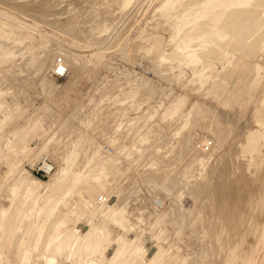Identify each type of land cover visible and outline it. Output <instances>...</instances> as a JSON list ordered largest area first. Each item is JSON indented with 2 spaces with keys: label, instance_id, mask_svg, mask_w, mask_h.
I'll list each match as a JSON object with an SVG mask.
<instances>
[{
  "label": "bare ground",
  "instance_id": "bare-ground-1",
  "mask_svg": "<svg viewBox=\"0 0 264 264\" xmlns=\"http://www.w3.org/2000/svg\"><path fill=\"white\" fill-rule=\"evenodd\" d=\"M37 1L32 2L29 0H14L12 2V0H0V3L6 6L4 10L0 11V131L4 132L5 126L22 117L23 121L22 125L20 126V129L22 131L19 136L18 142H22L30 133H33L36 140L38 139V141H40V146L35 145L34 147H29L27 149V153L23 154V158L30 155L33 156L35 153H37V150L39 148L45 154L40 157V160L47 158L51 162V165L54 166V163L51 160L52 154L50 153L53 148L55 149L54 144H56L57 141H61L62 139V133L59 132V128L61 127V125H58L56 122L57 115L55 114L54 108L62 106L63 98L70 90H72L73 86L77 83L82 75L81 72L83 70H85L86 72L88 71L89 76L92 77L91 75H94L93 72H96L97 70L96 66L102 65V52L108 50L110 51L111 47L113 46L110 44L104 46V44L111 37L112 33H116L115 24L120 23V26L121 23H123V21L119 20L118 22L116 21L117 23L115 22L114 26L111 27L113 23L112 19L117 17L116 11H119V14H123V18L127 17L128 15H132V11L135 8H138L135 6V4L139 1L103 0L104 2H102V5H100L101 9L99 7L97 8H99L98 11H102L103 9V15L101 12V17L103 16L104 18H106L100 20V15H98L99 18L95 16L98 13L97 11V13L93 15L102 22L97 25L99 21L97 22V19L95 17H92V20L94 19V24L90 23L91 19L88 20L90 21L88 22V24H90V26H95L96 19L97 26L93 30H96L98 32V37L99 35L101 37V34L106 35V37H104V40L91 41L90 39L84 40L86 37L85 36L82 38L83 40L81 39L82 42L79 41L80 37L82 36H79L80 32L78 34L77 31L82 25L80 21H83L80 17V20H77H79L78 23H80L81 25L79 24L80 26L77 27V30L76 24L75 26H72L69 23L66 24V26H64L63 28L61 26L54 28L53 32L55 33L52 34L39 31V23H37V20L32 19V23H26L22 20H16L12 17L15 12H18L24 17L29 16L30 14H34L36 16L38 14L37 11H40L39 13H44L42 12V10L45 9L44 7L47 3L46 0H44L46 2H44L45 5L39 4L42 1L39 0L40 2L36 3ZM58 1H62L65 3L66 0H56L57 3L55 4L54 1L51 2V5H53L52 3H54V6L57 5ZM77 1L78 3H82V1ZM73 2H75V0ZM76 2L75 4L72 3L73 6H76L78 4ZM145 2L148 4V0ZM141 3L139 4L141 5ZM2 5L0 4V6ZM83 5H81L79 8L83 7L82 10L84 12L86 6ZM118 5L121 7V9H118ZM143 5L142 7L144 8L145 5ZM160 5L161 6H159V9L157 8L158 11H156L157 14L155 15H159V18L163 17L164 22L168 24L170 32L169 35L171 37L168 39L167 42L169 43L166 44V47L169 46V48H166V50L164 48L165 45L163 47V44L160 43L162 38L157 33L153 32L149 34L146 33V37L144 38L146 45L144 47H140L138 43L132 42L130 46L126 44L122 48L123 51L129 50L130 52V49H136L137 47L144 48L145 53H154V55L156 54L155 56L158 62L163 64L165 63L164 65H167V67L161 70L162 72H168L175 67H179V72L176 75L173 74V77L167 74L169 77L167 79L168 82H173V80L179 81L181 76L184 75V70L182 69V67H188V69L190 70L189 79L179 81V85L183 87V92L185 91V93H188L194 89H205V87L208 86L209 89L206 88V92L212 90V88L216 86V83L220 79V77L223 76L225 72L231 71L235 72L238 84L243 83L246 78H249L248 83L252 86L262 81L264 77V0H227V2H224L222 0H165ZM52 7L53 6H51V8L49 7V11L53 13L59 10V7L57 8L55 6L57 8V11H55V8L53 9ZM61 7L62 6H60V9H63ZM93 7L94 3L92 9ZM73 9H77V7ZM49 11L46 13L47 15L45 14L47 16V20L49 15L48 13H50ZM94 11L96 12V9ZM85 12H87V10ZM85 12L82 13V17H84V15L87 16L86 14L88 12L86 14ZM113 12H115L113 18L111 20H108L109 16ZM80 13L77 12L73 14V17L74 15L78 17V14L79 16H81ZM34 15L31 18H34ZM93 15L91 14V16ZM39 16L43 17L44 14H40ZM41 17L36 18L38 19ZM73 17L71 16V18H68L69 20L76 18ZM129 17L127 20H129ZM132 20L130 19V21ZM40 21L41 20H39V22ZM153 21H157L158 23L159 20L153 19ZM43 22H45V20H43ZM52 22L53 24L51 25ZM45 23H48L50 27H53L55 24L54 21H51V23L49 21ZM85 25H87V23ZM125 26H128V24H125ZM121 28L124 27L120 26V29L118 31H120ZM82 29V31L85 30V28ZM88 29L90 30L89 27ZM124 30L125 29H123V31ZM23 33H26L30 36L36 35L37 38L33 42L28 43L24 39ZM86 34L88 35V32ZM206 34L209 36H207ZM82 35L84 36V32ZM90 35L91 34H89V36ZM204 35L206 38L201 39ZM141 36L142 35L140 33L139 37L141 38ZM237 45L245 47V52H248L249 50L257 52L258 48L261 46V50H263V52L260 54V62L251 63L249 57H254L256 54L254 52H251L250 54L244 53V61L239 58V63L235 64L233 61L234 56L232 55V52L235 50V46ZM139 50L136 49L135 52L138 51L139 53H141ZM60 51L65 52V59H63L62 55H59L62 56V60L64 61L63 63L66 66V73L64 75V77L66 76V81L63 84H57L53 78V75H48V73H46V69L52 64L53 65L51 68H53L52 70H55V62L57 59H55V55ZM132 51L133 50H131V52ZM138 52L136 53L139 54ZM132 53H134V51ZM150 57L149 59L151 60L152 57ZM54 59L55 61L53 63ZM67 59H70L72 61V64L68 63ZM253 59H255V57ZM214 62H218L221 65L220 70H214ZM69 67L70 70H73L70 75L67 74ZM126 80L128 81L125 82L128 84L129 91L128 89L127 91L124 90L126 86L118 87V90L116 92H112V89L116 88L115 86L114 88H112L111 85L110 87L103 86L104 88L99 91V94H101L100 98L97 96L99 100L94 101V106L97 107L98 104L103 101V97L106 96L118 98L120 97V95H123L124 97L122 96V98H126V100L128 98L129 100L127 101H130V104L127 107L119 110V119L117 118V120H115V122L111 124L104 132L102 142L104 145L106 142H109L112 145L113 151L111 153L102 155L94 148L93 144L97 143V145L99 146V141L102 139L100 138L99 141L94 140L95 138L93 134L90 137L89 146L82 145L80 150L77 152L75 150H72L73 146L77 143V139L79 138V134H77L78 131H76V133H72V135H70L71 138L68 139L67 142H64L65 149L61 152L58 159L61 160L62 157L66 156L69 163H73L72 161L75 160V163L72 166L73 176L64 184L62 191L55 196L52 195V187L56 186V183L52 184L51 186H45L42 182V179L30 173L29 171L24 172L20 166L17 167V172L12 173V181H15L16 183L13 184L11 186V189L7 191L10 194V198H14L15 194L19 192L21 193V196L25 197L32 193L38 195L41 198L47 197L49 200L51 199L50 201L47 200L49 203L46 201L45 208L37 206L38 209H36L41 211L44 210V214L46 217H49V215L54 213L57 205H64L67 200H69V198H72L77 194L79 196L85 197V199H88L90 197L92 198V203H96V206L93 205V207H95L92 209V211H90V214L85 216L88 229L84 233H79L75 228L66 230L68 227L67 224L69 222V218H67L64 222H59L56 228L58 233L53 234L55 230L50 231L51 234H49V239L43 240L40 243V246L38 247L40 248V252L37 256H35V258L37 260L40 259L42 262L41 264H63L64 262H67L69 264H203L202 262L206 258L212 257L213 251L215 254H217V257L218 255H220L219 252L222 251L224 255L227 253V257L225 256V258L222 259L221 254L220 258L218 259L220 264H230L232 263V261L233 264H257L254 246L250 244L246 247L242 246L239 251L237 250V247L240 243L241 237L246 233H255L256 231H258V241L264 238V209L261 210L263 214L262 215L261 212H259L260 210H258L259 213L251 211V209L253 208L252 206L251 208L249 207L250 209L244 207L251 204L254 200L255 202H257L256 195L258 196V194L262 193V191L260 192L257 186H260L262 178L260 176H256L257 180L254 179V173L252 175V178L254 180L251 179V175L246 177L247 179H250V181H248L246 178H242L245 175V165L247 164L249 166L252 163L253 159L257 157L260 150L264 148V90L257 102L256 108L253 113V119L256 123L255 126L257 128L253 130H247V132L237 137L238 140L236 142H239V146L237 144L235 146L236 149H240V151L232 149V151L235 152L233 154H237L239 152V154H237L239 156V159H241L240 153L243 157L246 156L244 158L246 162L245 164H243L244 168L241 169L242 171L239 169V173L241 171V174L237 172L239 175L238 177H236L237 173H235V171H238L236 167L238 165V167L240 168L241 164L239 166V162L244 163V159L241 161H237V158H234L236 159L234 161L238 162V164L236 162V167H234L235 162H231L235 169V171L234 169H232V173H234V177L236 178V180L230 178L232 176V173H229V166H225L226 170L228 169L229 172L226 170L224 171L225 168L222 169L224 167L223 161V167L220 169L222 170V172L220 171L221 174L218 172L219 168L218 170L216 169L219 174L218 177L217 175L215 176V179L217 177V180L220 181H215L214 176L212 177V179H214L212 183H220L214 185L215 187L213 186L215 188V192L213 190L212 191L214 192L213 194L216 195V197L211 193L213 197L211 196L212 198L210 199V201H206L207 203L203 202V207H201L202 205H199V203L198 205L200 207H196L195 205H193L192 207L188 208L182 206L184 192L189 193L194 197L196 196L197 198V196H199L201 190L203 189V185L200 181V183H189L191 181V178H194V180H196V174H194L193 171H196L197 175H200L202 173L204 174L209 167H211L209 170L210 172L217 167L218 162L216 158V161L214 160L215 162L213 164H211L210 158L216 151L218 153L222 151L224 144L226 143V139L229 134H231V132L228 127L219 126L215 122L206 123L208 119L204 116L201 110L202 107L200 108L198 102H194L189 108H186L185 105L187 97L185 94H179L172 97L165 95V97L167 98L166 104L163 103L162 100L156 101L157 103L155 104H150L152 102L148 103L147 101L155 92L153 86L147 84V81H142L140 83L134 84V79ZM113 82L111 81V83ZM38 84L41 85V92L46 95L43 101L37 107H33L27 115H24V110L22 109V107H20L17 96H19V93L26 95L27 91H29L30 89L35 91V93H38ZM11 89H13V91ZM62 94L65 95L62 97ZM156 97L159 98L160 96L158 97L156 95ZM117 98L115 100H117ZM22 101L20 100V102ZM122 102L124 101L122 100ZM122 102H119V104H121ZM142 103H146L145 108H140ZM105 104L106 103L103 101L99 106H104ZM222 104L224 106H230V99L223 101ZM110 105H106L104 107V110L106 109V111L109 112V110H107V106ZM88 106H90V104H88ZM131 106L132 111L140 109L137 115L132 117L127 115L128 111L130 110L129 107ZM99 108V111H103L101 107ZM102 111H100L99 113H101ZM80 112L83 113L82 111ZM85 113L73 115V119L76 120V118H79L78 121L80 123L78 124H81L80 126L86 125L91 120L82 117L85 116ZM102 113L104 114V112ZM86 114H88V112ZM153 117H157L161 122H168L166 123L167 127H171V129L169 128L168 132L169 137H167V134H159V126H157L156 129H153L149 126V124L153 121ZM113 118L114 117H112V119ZM107 119L109 120L110 118H106V120ZM201 120L205 121V124H203V129L206 133L209 134V137L200 136L192 145V147H190L192 135L188 134L187 130L190 131V126L194 125L195 122H199ZM95 124L96 122H93V125ZM73 125L78 126L77 123L74 122ZM68 126L69 125H67V127ZM174 137L175 141H171V139ZM122 141H124V143ZM127 141L129 142V145H126L125 142ZM208 141L210 142L211 151L209 148L208 151H203V148H201L200 146L201 144L207 143ZM174 142H177L178 146L184 144V152L181 151V153L183 152L182 156L186 154L184 155V158L188 157V161L187 159H185L187 163L184 162L185 160L182 158V162L186 163L185 166L182 165L183 163H181L185 171L183 174L181 173L182 166L179 165L181 166V169H178L179 166L177 167L175 164L178 160L176 162H173L174 168L172 166V160H170L171 157L173 158L174 153L176 152L175 150L177 149V147L176 149L174 148L175 150L172 149V145ZM6 148H10V143L6 145ZM109 148L112 149L111 146ZM143 150H145L146 152L144 154H141V151ZM263 152L264 151L262 150V154H264ZM177 155H180V153ZM230 156L229 158L231 159V161H233ZM261 156L258 157V163L261 162ZM232 157L235 156L233 155ZM174 160H176V158L173 159V161ZM139 166L143 168V170H140L141 172L137 170ZM41 168L48 170L50 169V165L44 161ZM53 170L54 168L52 169V171L48 172L47 176L51 175V173H53ZM131 170H134V172H132ZM251 170L252 169H250V171ZM261 170L263 171L262 173H260ZM250 171L246 172V174ZM67 172L68 171L64 172L63 174L66 175ZM227 172L230 174V177L228 176L229 174ZM263 173L264 166L262 167V169L260 168V171L256 174L263 175ZM133 174L137 175L140 181L147 186L148 191H152V193L150 192V195L152 194V200H150L153 202H150L149 200V205L146 204L143 211L139 212V214L136 216L134 214L129 216L128 209L134 205V198L137 197L141 192L135 181L133 182L132 187H129V185L126 186L127 184L124 185L129 179H131V175ZM124 175L127 176L126 180L124 179L125 181L120 182L119 179ZM228 177L233 180L232 182L230 180L231 183L228 181ZM227 181L230 184H224ZM252 181H257V183L259 182L257 186L255 184L256 182L252 183L254 184L253 189L255 188V186L256 189H258L257 191L255 189V192H252V190H250ZM262 181L263 182H261V186L264 184V177ZM140 184L141 183H139V185ZM223 184L225 185V187L222 186ZM211 185H209V189ZM261 186L259 188H262ZM258 191L260 193H258ZM103 194L107 196L112 194L116 199L113 203H107L103 199V197H101ZM249 194H252L253 196H249L250 198L248 197L250 201H252L253 198L255 199L249 204H246V202H249V199L246 198V196H248ZM263 194L264 193H262V195ZM186 195H184V197ZM187 196L189 197V195ZM204 196L202 195L203 198ZM260 196H258L257 198L259 199ZM200 200H202V198ZM157 201H159L160 203H156ZM261 204L264 205L263 201L262 203H260V205ZM257 205L258 204H256V206ZM260 205L257 207H259V209H262V205L261 207ZM253 206L255 205L253 204ZM158 207H162L161 215L164 216L163 218L167 220V223L170 225V229L167 230L169 241H166V243L168 246L162 252L160 249L161 246L158 245V247H160L157 249V254L154 255L151 259L146 260L145 253L142 250V245L140 242L143 234L145 233V230H147V228L154 223L153 221H155L157 210H159ZM199 213L201 214L200 217H203L204 226H206L205 223L207 224V227L205 228V230H203V236L206 237L205 240L207 239L206 242L204 241L205 246L203 247V252L199 257L196 256L195 258H190L189 255L181 256L179 255V253H182V250L179 248L178 244L186 241V230L196 221V218L193 220L191 219L194 215H198ZM202 214L206 216L205 219V216H203ZM3 216L4 212L0 211V220L3 219ZM260 216L261 219H258V217ZM96 218L99 219L97 222H95ZM243 225L244 227L246 225H250L244 234L241 232L242 229L240 230L239 228ZM111 226H113L115 230L121 231L122 234L118 235L114 234L113 232L111 233L110 230H112L113 228H111ZM199 228H201V226L198 227V229ZM156 229L158 235H160L164 230V228L162 229L161 226H158ZM1 231L2 227L0 228V233ZM130 234H132L133 237H130ZM111 242L115 243L116 249L110 256L105 257L103 251L106 248L107 244ZM225 247L227 248L225 249ZM35 248V246H31L26 250L28 256L32 255ZM255 250L257 251V249ZM3 255L4 253L0 252V264H5ZM29 262L30 261L28 260L26 264H28ZM209 263L211 264V262Z\"/></svg>",
  "mask_w": 264,
  "mask_h": 264
},
{
  "label": "rangeland",
  "instance_id": "rangeland-1",
  "mask_svg": "<svg viewBox=\"0 0 264 264\" xmlns=\"http://www.w3.org/2000/svg\"><path fill=\"white\" fill-rule=\"evenodd\" d=\"M9 1H11V0H9ZM13 1L14 0H12V2ZM29 1L35 2L37 0H34V1L33 0H29ZM40 1H42V2H40ZM40 1L38 0L36 3L40 2L39 4H44L45 5L46 2L47 3L50 2V3H48V6H47V3H46V5L44 7L45 9L42 10V12H44V13H39L40 11H37L38 14L36 16L33 14L35 17L31 18V17H33L32 14H30L29 16L24 17L21 14H19L18 12H15L12 15V17L14 19H16V20H22V21H24L26 23H32L33 22L32 19L37 20V23H39L38 30L39 31H43V32H48V33H51V34L55 33L53 31H54V28H56V27H60L61 26L63 28L64 26H66V24L70 23L72 26L73 25L75 26V24H76V30H77L78 29L77 27H79L82 24L81 27H79V30H77L78 34L80 32L79 36L80 35L82 36V37H80V40H79L80 42H82V40H83L82 38L85 37V36L86 37H85L84 40H89L90 39L91 41L104 40V37H106V35H104V34H101L102 36L100 37V35H99V37H98L97 36L98 32L96 30H93L97 25H99L100 22H102L100 20H103V19L106 18V17L104 18L103 16L101 17V12L103 11V9H102V11H98L99 8H100V5H102L101 3L104 2L103 0H94V1L93 0H91V1L90 0H88V1L87 0L86 1L85 0H79V2L82 1V3H78V1L75 0V2L77 1L76 3H78L79 5L80 4L83 5V1H84V5L86 6V8L85 7L84 8L87 10L88 13L90 12L88 14L87 12H85L86 10L84 9L85 14L87 13L86 14L87 16L84 15V17H82V15H83L82 13H84L83 10H82L83 7L79 8L81 5L80 6L78 4L76 6L74 5L75 7H77V9H73V8H75L73 6V4H72V3L75 4V2H73L74 0H70L72 2L66 0L67 3H66L65 0H64L65 3L62 2V1L61 2L58 1V4L55 5V6L57 7L58 5H60V6H62L61 8H63V9H60V6H58L59 8L58 7L57 8L59 9L58 10L59 12L56 10L57 8L54 6V3H52L53 5H51V2H54V1H55V4H56L57 3L56 0H46V2L44 0H40ZM138 1H137L138 3L135 4V6L138 7L137 9L135 8L137 11L134 9L135 11L134 10L133 11L135 13L133 11L131 13L133 16L132 15H128L127 17L123 18L124 17L123 14H119V11H116L117 17L113 18V15L115 14V12H113L110 15L111 18L109 16L108 20H111L113 18L112 19L113 23H112L111 27L114 26L116 21L118 22L119 20H121V21H123V23H121L120 26L124 27V28H121V30L118 31L120 29V26H119L120 23L118 24L116 22L117 23V24H115L116 33H112L111 37L104 44V46L108 45V44L113 45V46L111 47V49L109 48L110 51L108 50V51H103L102 52V56H103L102 65L96 66L97 70H96V72H93L94 75L92 74L91 75L92 77L89 76V72L88 71L86 72L85 70H83L81 72V74H82L81 77L79 78L77 83L73 86L72 90H70L66 95L62 94V97L65 95V97L63 98L62 106H60L58 108H54L55 114L57 115L56 122H57L58 125H61V127L59 128V132L62 133V139L63 140L61 139V141H57L56 144H54L55 149L53 148V150L50 153V154H52L51 155V157H52L51 160L54 163V170H53V173H51V175L43 176V175H40V173L35 172V169H36L37 163L40 160V157L45 155L43 153V151H41V149L38 148L37 153H35L33 156L30 155V156H28L29 158L28 157L23 158V154L27 153V149L29 147H34L35 145L40 146V141H38V139L36 140V138L34 137L33 133H30L22 142H18L19 141L18 140L19 136H20L21 131H22L20 129V126L22 125V121H23L22 117L16 119V121L11 122L9 125L5 126L4 127V132L0 131V211L4 212L3 219L0 220V228L2 227V231L0 233V252L4 253L3 256H4L5 264H26L28 260L30 261L28 264H41L42 263L41 260L40 259L37 260L35 258V256H37L38 253L40 252L39 251L40 248H38L40 246V243L43 240H48L49 239V234H51L50 231L55 230L53 232V234L58 233L57 229H56L57 225L59 224V222H64L67 218H69V222L67 224L68 227H67L66 230H70L72 228L73 229L75 228L76 230H78L79 233H84L88 229V227L86 225L87 222L85 220V216L90 214V211H92V209L96 206V203L95 204L92 203V198H90V197L88 199H85V197L79 196L77 194L76 196H73L72 198H69V200H67V202L64 205H61L59 203L61 206L57 205L56 209L54 210V213L49 215V217H46L45 214H44V210H42L43 211L42 212L41 210H36V209H38L37 206L45 208L46 201L47 200L50 201L51 199L49 200L47 197L46 198H41L38 195L32 194V193L25 197V196H21V193H19V192H17L15 194L14 198H10V196H9L10 194L7 191L10 190L11 186L16 183L15 181H12V179H13V174L12 173L17 172V167L20 166L24 172H28L29 171L30 173H32L35 176H37L40 179H42V182H43V184L45 186H47V185L51 186L52 184L56 183V186L52 187V189H53L52 195L55 196V195L59 194L62 191V189L64 187V184L73 176V169H72L73 167L72 166L75 163V160L72 161L73 163H69L68 159L66 158V156L62 157L61 160H59L58 158H59V155L61 154V152L64 151V149H65L64 148L65 147L64 146L65 145L64 142H67L68 139L71 138L70 135H72V133H74V132L76 133V131H78L77 134H79V138L77 139V143L73 146L72 150H75L77 152V151L80 150L82 145H86V146L88 145L89 146L90 137L93 134V136L95 138L94 140L99 141L100 138L102 139V140L99 141V146L100 147L97 145V143L93 144L94 148L100 154L107 155V153H111L113 151L112 145L109 142H106L105 145L102 142L103 141V137H104V132L111 124H113L115 122V120H117V118L120 115L119 110H121L124 107H127L130 104V101H127V100H129L128 98H127V100H126V98H122L123 95H120V97H118V98L117 97L113 98L111 96L110 97L106 96V97H103V99H102L106 103L104 106H99L100 103L103 102V101H101L98 104V107L94 106L95 105L94 101H97L100 98L101 94H99V91L102 90L104 87H110V85H111V87L114 88V86H115L116 88L112 89V92H116L118 90L117 89L118 87L126 86L124 90L127 91V89H128V91H129L128 84L126 83L128 81L126 79H128V80L134 79V84L135 83H140L142 81H147V84L153 86V88L155 89L154 94L147 101L148 103L152 102L150 104H155V103H157L156 101L162 100L163 103L166 104L167 98L165 97V95H168L169 97H172V96L179 95V94L180 95H184L185 94L186 97H187L186 98V105H185L186 108H189L192 103L198 102L200 108L202 107L201 110H202L204 116L208 119L206 121V123L215 122L219 126L228 127V129L230 130L231 134H229V136L227 137L226 143L224 144V147H223L222 151L220 153H218L216 151L215 153H213V155L210 158L211 159V164H213L217 160V162H218L217 167L214 170H211V172L209 171L211 167H209L207 169L208 172L206 171L204 174L202 173L200 175H197L196 171H193V173L196 174V178H195L196 180H194V178H191L190 179L191 181L189 183H191V182L200 183L201 182L202 185H203V189L201 190L202 194L200 193L201 196L199 194V196H197V198L198 197L199 198L197 199L196 196L194 197L193 195H190L189 193L184 192V195L187 194V195H189V197H191V198H189L187 195L184 197V195L182 194L183 195L182 206H184V207H188L189 208V207H192L193 205H195L196 207H200L199 205H202L201 207H203V204L207 203L208 200L210 201V199L213 196L216 197V195L213 194L215 192V190H214L215 186L214 185H217V184H220V183L216 182V184H215V182L212 183V181L215 179L216 175L218 177V174L220 173V171L222 172V170H220V169L223 167L222 166L223 161H224V163H223L224 167L222 169H224L226 165L229 166L230 168L229 167L228 168H229L230 172L228 171V169L226 170V168L224 169V171L226 170V171H228L231 174L233 172L232 169H234V167H236V162L238 160L241 161V160H243L246 157V156L243 157L241 155V153H240V156H241L240 158L241 159H239L238 158L239 156L237 155V154H239V152L237 154H233L235 152L232 151V149L240 151V149H236V146H235L236 144L238 145V143H239V142L238 143L236 142L238 140L237 137L241 136L243 133L247 132V130H253V129L257 128L255 126L256 123L254 122V119H253V113H254V110L256 108L257 102H258V100H259V98H260V96H261V94H262V92L264 90V77H263L261 82H259L258 84L252 86V85H249V83H248V79L249 78H246L243 83L238 84V80H237V76H236L235 72H232V71L231 72H225L224 75L221 76L220 79L217 81L216 86L213 87L212 90H209V91L206 92V90L209 89L208 88L209 86H208V87H205V89L204 88H201L199 90H195L194 89V90H192V91H190L188 93H185V91L183 92L184 89H183V87L181 85H179V81L180 80L184 81V79H189L190 70L188 69V67H184V66L182 67V69L184 70V75L181 76L179 81H176V80L174 81L173 80V82H168L167 79L169 77H168L167 74H169V76L171 75V77H173V74L176 75L179 72V67H175V68H173L172 70H170L168 72H162L161 70L163 68L167 67V65H164L165 63L163 64V63L158 62V60H157V58L155 56L156 54L154 55V53H145L144 48H137V47H136V49L137 50L140 49L139 51L141 52V53H139L138 51H136L139 54H137L135 52L136 49H134V48L130 49V52H129V50L128 51H123L122 50V48L126 44L130 46L132 42L133 43H138V45L140 47L141 46L144 47L146 45V42L144 41V38L146 37V33L149 34V33H153V32L157 33L162 38L160 43L163 44V47L165 45V47H164L165 49L169 48V46L166 47V44L169 43L167 41L171 37L169 35L170 32H169L168 24L166 22H164V18L163 17L159 18L158 17L159 15L158 16L155 15V14H157L156 11H158L159 6H161L160 4H162L165 0H150V2L148 0V4L145 2L147 0H144V1L143 0H138ZM140 1L143 2V3H141ZM222 1L227 2V0H222ZM69 3H71V4H69ZM85 3H87V4H85ZM93 3H94V7L92 9ZM139 3H141V5ZM0 4L2 5V3H0ZM49 4H50V6H49ZM66 4H69V5H66ZM91 4H92V6H91ZM142 5L144 6V8L142 7ZM51 6H53L52 8L53 9L55 8V11H57V12L53 13V12L49 11ZM5 7L6 6L4 4L2 6H0V9H1L0 11L4 10ZM87 7H88V9H87ZM97 7H99V8H97ZM64 9H67V10H64ZM95 9H96V12L94 11ZM118 9H121V7L119 6ZM45 10H48L51 13V14L48 13L49 14L48 15V20L46 18L47 17L46 13L48 11H45ZM60 11H61V14H60ZM97 11H98L99 14L97 13ZM62 12H63V14H62ZM77 12L78 13L81 12L80 13L81 16H79V14H78V17L74 15V17H76V18L75 19H71L73 21L69 20L68 17H70V18H71V16L73 17V14H75ZM55 13H58V14H55ZM96 13H97V15H95ZM138 13H140V14H138ZM40 14L41 15L44 14L45 17L44 16L43 17L39 16ZM91 14L92 15L94 14L97 17H98V15H100L101 18L98 17L100 20H98V18L95 17L94 15L91 16ZM102 15H103V12H102ZM153 16L156 17V18H154ZM36 17H41L42 19L41 18L37 19ZM51 17L52 18L55 17V18L52 19ZM79 17L82 18V20H83V21H80L81 24L78 23L79 20H80ZM92 17H95L97 19V22L99 21L98 24L96 25L97 22H96V19H95V26H93V25L90 26V24H88V22H90V21H91L90 23L94 24L93 23L94 19L92 20ZM128 17H129V20H127ZM134 17L137 18V19H135ZM77 19H79V20H77ZM84 19H85V22H84ZM89 19H91V20L88 21ZM130 19L131 20L135 19L136 21L132 20L133 21L132 22V21H130ZM153 19L154 20L158 19L159 20L158 23H157V21H153ZM39 20H41V21L39 22ZM43 20H45V22L49 21L50 23H51V21H54L55 24H54L53 27L52 26L50 27V25L48 23L43 22ZM77 23H78V26H77ZM86 23H87V25H85ZM52 24H53V22L51 23V25ZM58 24H59V26H58ZM125 24L126 25L128 24V26H125ZM88 27L90 28V30L88 29ZM82 28H85V30L82 31L83 30ZM123 29H125V30L123 31ZM83 32H84V36L82 35ZM87 32H88V35L86 34ZM91 32H94V33H91ZM139 32L142 35L141 38L139 37V34H140ZM89 34H91V35L89 36ZM116 34H117V36H116ZM92 35H93V37H92ZM119 35H121V36H119ZM207 36H209V35H207ZM23 37L28 43L33 42L37 38L36 35L30 36V35H28L26 33H23ZM139 38L141 39V41H140ZM204 38H206L205 35L201 39H204ZM112 40H113V42H112ZM131 50H133L134 53H136L138 55V57H137L136 54L132 53L133 51L131 52ZM238 51H239L240 55H239ZM251 52L256 53L255 56H254L255 59H253L254 57H251V58L249 57V60L251 61V63L260 62V60H261L260 59V54L263 52V50H261V46L258 48L257 52L256 51H252V50H249L248 52H245V47L240 46V45L239 46L238 45L235 46V50L232 52V55L234 56V58H233L234 63L238 64L239 63V58H241L244 61L245 54L246 53L250 54ZM59 55H62L63 59H65V52H63V51L58 52L55 55V59L57 57H59ZM144 55L145 56L147 55V56L145 57ZM62 56H60V57H62ZM133 56H135V57H133ZM148 56L152 57V58L150 57L152 61L149 59ZM142 57H145V58H142ZM55 59L53 60V63H54ZM153 60H154V62H153ZM67 61H68V63L72 64V61L70 59H67ZM156 62H158V63H156ZM52 65H50L46 69V73H48V75L51 74V70L53 69V68H51ZM159 66H160V68H159ZM214 66H215L214 70H216V69L220 70L221 69V65L218 62H214ZM72 72H73V70L72 69L70 70V67H69V70H68L67 74L70 75ZM119 73H121V74H119ZM118 74H119V76H118ZM159 75H161V76H159ZM114 76H115V78H114ZM116 76H117V78H116ZM126 77H130V78H126ZM53 78H54V80L56 81L57 84H63L66 81V76L64 78H60V79L56 78L55 76H53ZM111 81L112 82L114 81V82L111 83ZM105 83H107V84H105ZM38 86H37V90H39L38 93H35V91L30 89L29 91H27L26 95L22 94V93H19V96H17L19 105L24 110L23 111L24 115H27L28 112H30V110L33 107H37L43 101V99H44V97L46 95L43 92H41V90H42L41 89V85L38 84ZM11 90L13 91V89H11ZM216 94H217V96H216ZM14 95H15V93H14ZM156 95L158 97L159 96L160 97L157 98ZM26 98H27V101H26ZM116 98H117L118 102H117V100H115ZM141 98H142V96H141ZM22 99H23V101H22ZM227 99H230V102H231L230 106H224L222 104V102L227 100ZM20 100L22 102H20ZM122 100L124 102H122ZM126 101H127V105H126ZM119 102H122V103L119 104ZM109 103L112 104L114 107L112 105H110ZM88 104H90V106H88ZM142 104H141L140 108H145L146 107V103H142ZM106 105H110V106H107V110H109V112L106 111V109L104 110V107ZM116 105H118V106H116ZM91 106H93V107H91ZM99 107H101L103 109V111L102 110H100V111L104 112V114L106 112L107 113L105 115L102 112L101 113L103 115L101 113H99L100 112L99 111V109H100ZM87 108H89V109H87ZM129 108H130V110L128 111L127 115L130 116V117L137 115V113L140 111V109L132 111L131 110L132 106L129 107ZM80 111H82L83 113H85V112L87 113L88 112V114L85 113V116H82L83 118L91 119L86 125L80 126L81 124H78V123H80L78 121L79 118H76V120L73 119V115H75V114L78 115L79 113L83 114ZM96 111H97V113H96ZM111 113H113V114H111ZM112 117H114V118L112 119ZM106 118H110V119L106 120ZM98 119H99V121H98ZM152 120L153 121L149 124V126L151 128H153V129H156L157 126H159V128H160V130H159L160 133L159 134L160 135L167 134V137H169L168 132H169V128L171 129V127L170 126L167 127L166 123H168V122L167 121L161 122L160 120H158L157 117H153ZM73 122L77 123L78 126H75L76 124L73 125ZM93 122H96L97 125L96 124H95L96 126L93 125ZM63 124H65V125L67 124L69 126L67 127V125L65 126ZM203 124H205V121H203V120H201L199 122H195L194 125H192L195 128L190 126L191 127L190 128L191 132L187 130L188 134L192 135L190 147H192V145L197 141V139L200 136L209 137V134L206 133L205 130L203 129ZM72 127H75V128H72ZM77 127H78V129H77ZM70 128H71V130H70ZM198 128L200 130H202V131H200ZM65 131L67 132V134H66ZM171 141H175V137L172 138ZM122 142L124 143V141H122ZM8 143H10V148H8L9 151L6 148V145ZM125 143H126V145H129L128 141L125 142ZM177 144H178L177 142H174L173 145H172V149H174V148L176 149V147H177L178 150L174 149L177 153L173 150L175 153H174L173 158L171 157L170 160H172V164H173V162H176L178 160L179 162L177 161L178 163L177 162L175 163L177 167L179 165H181V163H183L182 165L185 166V164L187 163L185 159H187L188 157L184 158L185 157L184 155H186V154H184L182 156V154L184 152V150H183L184 144L183 145L181 144L180 146H178ZM110 146H111L112 149L109 148ZM200 147L203 148V144H201ZM231 147H233V148H231ZM209 149H210V147H209ZM202 150L203 151H208V150H204V148ZM262 150L264 151V148ZM262 150H260V152L257 155V157H255L253 159L252 163L249 166L246 164L245 168H244L243 164L246 163L245 159L243 160L244 163L243 162H241V163L239 162V166H240V164H241V166L239 168L238 165H237L236 169L238 171H235V169H234L235 173H237V172L239 173V169L241 170V169L244 168L246 176L244 175V177H242V178H246V177L251 175V179H253L252 175L254 173V175H255V176L253 175V177H255L254 179L257 180L256 176L257 177L260 176L262 178V180H263L264 173H263V175L262 174H259V175L256 174V173H258L260 171V168L262 169V167L264 166L263 165V163H264L263 162L264 161L263 160V158H264L263 155L264 154H262ZM181 151H183V152L181 153ZM210 151H211V149H210ZM141 152H142L141 154H144L146 151L143 150ZM229 152H230V154H229ZM179 153H180V155H177ZM200 153H201V151H200ZM232 154L235 157H232L233 156ZM230 155H232V156H230ZM236 155H237V157H236ZM222 156H223V158H222ZM229 156L232 158L233 161H231ZM260 156H261V162L262 163L261 162L258 163V157H260ZM175 158H176V160L173 161V159H175ZM182 158L185 160L184 162H186V163L182 162L183 161ZM215 158H216V160H215ZM234 158H237V161H234V160H236ZM225 159H226V161H225ZM3 161L6 162V163H4ZM187 161H188V159H187ZM231 162L232 163L235 162V164H234L235 166L234 167H233V164ZM256 163H258V164H256ZM237 164H238V162H237ZM242 165H243V167H242ZM172 166L174 168V164ZM181 166H179L178 169H181ZM231 166H232V168H231ZM218 168H219V170H218ZM249 168L252 169V170L250 171ZM216 169L218 170L219 173L217 172ZM137 170L139 172H141L140 170H143V168L141 166H139ZM215 170H216V172H215ZM66 171H68V172H67L66 175H64L63 173L66 172ZM131 171L134 172V170H131ZM241 171H240L239 174H241ZM248 171H250V172L247 173L248 174L247 175L246 172H248ZM184 172H185L184 171V167L182 166L181 173L183 174ZM262 172L263 171L261 170L260 173H262ZM238 173H237V175L235 174L236 177H238V175H239ZM243 173H244V171H243ZM18 174H21V173H18ZM230 174L228 175L229 177H230ZM131 176H132L131 179H129L127 181L128 183L126 182L124 185L127 184L126 186L129 185V187H132V184L135 181L137 186L140 188L141 192L139 193V195L137 197L134 198L135 199L134 205L131 206L128 209L129 216L133 215V214L136 216V215L139 214V212L143 211V209L145 208L146 204L149 205V200L152 198L151 197L152 194L150 195V192L152 193V191H148L147 190V186L140 181V179L138 178L137 175L133 174ZM213 176H214V179H212ZM201 177H202V179H201ZM217 177H216L215 181H220V180H217L218 179ZM126 178H127V176L124 175L119 180H120V182H123V181L126 180ZM206 178H208V179H206ZM230 178L236 180V178L234 177V173H232V176ZM230 178L228 179V181L230 182V180H231V182H232L233 180L230 179ZM261 178H259V179H261ZM246 179H244V180H246ZM247 180L250 181V179H247ZM262 180H261V182H263ZM206 181H207V183H206ZM228 181L225 182L224 184H226V183L230 184L231 183V182L228 183ZM253 182L254 181H252L251 184ZM255 182L254 183L257 186V184H259V182L258 183H257V181H255ZM261 182H260V186H261ZM139 183H141V184L139 185ZM224 184L222 185L223 187H225ZM209 185H211L210 189L213 186L214 187L210 190L209 189ZM253 185L254 184H252V186L250 187V190H252V192H255L254 190L256 189V186L253 189V187H254ZM260 186L258 185L257 188L260 190V192L262 191V193H264V188H263L264 184L261 186L262 188H259ZM258 189H256V191ZM261 189H263V190H261ZM260 192L258 191V193H260ZM211 193L213 194V196H212ZM262 193L258 194V196L262 195ZM252 194H249L248 196H246V198H248L249 196L251 197ZM202 195L203 196L205 195L204 198L207 199V200H205L202 197ZM258 196L256 195V201L257 202H255V200H254L255 198H253L254 201L251 199L253 202L250 201V199H249L250 197H249L248 198L249 202L248 203L246 202V204H249L250 202H252V203L249 204L248 206H244V205L243 206L246 207L247 209H250L251 206H252L253 210L251 209V211L257 212V213L261 212V210L264 209L263 208L264 205L261 204L262 205V209H259V207H257V206H259L260 203H262V201H263V204H264V199H263L264 194L262 196H260L259 199L257 198ZM101 197H103V199L107 203H113L115 201V199H116L115 196L112 195V194H110L109 196L103 194ZM261 197H262V199H261ZM201 198H202V200H200ZM192 199H193V201H192ZM151 200H150V202H153ZM194 200L195 201L197 200L198 202L196 201V204H195ZM192 202H194V203H192ZM131 203H132V201H131ZM253 204L255 206H253ZM256 204H258V205L256 206ZM65 205H67V206H65ZM93 205H95V206L93 207ZM261 205H260V207H261ZM158 208H159V210H157V215L155 217V221H153L154 223L150 227H148L147 230H145V233L143 234L141 242H140L141 245H142V250L145 253V259L146 260H149L154 255H156L157 254V249L160 246H161L160 249H161L162 252L168 246L167 243H166V241H169V235H168V231L167 230L170 229V225L167 223V220H165L163 218L164 216L161 215L162 214L161 213V211H162L161 208L162 207H158ZM258 210H260V211L258 212ZM200 213L198 215H194L192 217L191 220L196 218V221L194 222V224L190 225L188 227V229L186 230V234H187L186 241L183 242V243H179L178 244L179 248L182 250V253H179V255H181V256L189 255L190 258H195L196 256L199 257L202 254V252H203V247L205 246L204 241L206 242V240H207V239L205 240L206 237L203 236V233H204L203 230H205V228L207 227V224L205 223L206 226H204L203 217L202 216L200 217V215H201ZM261 214H262V212H261ZM263 214H264V210H263ZM202 215L205 216L204 214H202ZM205 218H206V216L204 217V219ZM259 218L261 219V216L258 217V219ZM98 220L99 219L96 218L95 222H97ZM200 222L202 223V225H201ZM158 226H161L162 229L164 228L163 232L160 235L157 234V229L156 228ZM200 226H201V228L198 229V227H200ZM249 226L250 225H246L244 227V225H243V226H241L239 228H240V230L242 229L241 232L244 234L245 231L249 228ZM112 227L113 226H111V228ZM110 231H111V233L113 232L114 234H118V235L122 234L121 231L115 230L114 227ZM241 232H239V233H241ZM256 233H257V235H256ZM130 237H133V235L130 234ZM258 238H259V232L258 231H256L255 233H246V234H244L241 237V239H240V243H239V245L237 247V250L239 251L240 248H242V246L246 247L249 244L254 246V251L256 252L257 264H264V238L262 240H260V241H258ZM158 245H160V246L158 247ZM31 246H35L36 248L34 249V252L32 253V255H29L30 259H31L30 260L28 254L26 253V250L29 247H31ZM226 246H227V244H226ZM226 248L227 247H225V249ZM115 249H116L115 243L111 242V243L107 244L106 248L103 251V254L105 255V257H108L115 251ZM255 249H257V251ZM212 253H213L212 257L206 258L207 260L205 259L202 262L203 264H208L209 262H211V264H220L219 260H218L220 258V255L222 254V259L225 258V256L227 255V253L224 255L222 251L219 252L220 255H218V257H217V254L214 253V251ZM223 255H224V257H223ZM63 264H69V263L64 262ZM230 264H233V261Z\"/></svg>",
  "mask_w": 264,
  "mask_h": 264
},
{
  "label": "built area",
  "instance_id": "built-area-1",
  "mask_svg": "<svg viewBox=\"0 0 264 264\" xmlns=\"http://www.w3.org/2000/svg\"><path fill=\"white\" fill-rule=\"evenodd\" d=\"M64 61L62 60V57H57L56 59V67H55V70H51V74L53 76H55L56 78H63L64 75H65V64L63 63ZM210 147V142L208 141L207 143H204L203 144V148L204 150H208V148ZM47 162L49 165H50V169H43L41 168V166L43 165V163ZM54 168V166L51 165V162L47 159V158H44L43 160H39V162L37 163V166H36V169H35V172H38L40 173V175H43V176H47L48 172L49 171H52V169ZM110 201V200H109ZM155 202V201H154ZM156 203H160L159 201H157Z\"/></svg>",
  "mask_w": 264,
  "mask_h": 264
}]
</instances>
